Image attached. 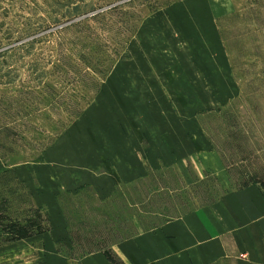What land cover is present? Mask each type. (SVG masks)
I'll return each instance as SVG.
<instances>
[{
	"label": "rangeland",
	"instance_id": "374dc122",
	"mask_svg": "<svg viewBox=\"0 0 264 264\" xmlns=\"http://www.w3.org/2000/svg\"><path fill=\"white\" fill-rule=\"evenodd\" d=\"M158 10L184 15L177 25L164 22L168 38H191L184 55L174 53L173 69L190 60L192 67L203 68L208 46L219 59L211 64L226 60L224 75L208 78L207 95L199 91V78L191 77V66L161 76L174 96L172 105L175 100L185 117L191 112L192 141L181 142L172 106L164 103L162 92L153 101L157 111L176 119L173 144L188 158L121 186L103 203L88 183L87 165L72 166L77 155L65 143L67 134L97 101L115 68L123 64L134 73L137 62L142 67L141 57H135L141 53L138 30ZM41 166L83 180L75 183L76 191L67 184L59 189V181L57 188L56 180L52 184L68 217L69 235H76L59 241V252L74 260L86 255L78 237L97 234V243L90 245L96 248L104 234L119 240L247 185L264 190V0H0V215L24 226L38 221L39 211L44 231L8 241L11 234L0 228V264H46L52 222L47 209L35 203L40 189L34 172ZM22 172L33 176L30 185Z\"/></svg>",
	"mask_w": 264,
	"mask_h": 264
},
{
	"label": "crops",
	"instance_id": "0c3cea01",
	"mask_svg": "<svg viewBox=\"0 0 264 264\" xmlns=\"http://www.w3.org/2000/svg\"><path fill=\"white\" fill-rule=\"evenodd\" d=\"M183 16L180 10L176 13L158 10L147 15L138 30L141 53L135 55L141 57L142 67L137 62L134 73L133 69L121 67L123 64L115 68L97 101L68 131L65 143H69L77 155V158L71 157L72 166L74 162L87 165L88 183L100 202L110 201L121 186L138 183L151 173L180 165L183 158H188L189 153H182L173 144L177 143L176 119L161 114L156 110L159 104H153L162 92L164 103L172 106L181 124L179 141H192L189 134L191 112L185 117L175 100L172 105L174 96L166 81L161 80V76L174 74L171 69L183 72L192 67L190 60L188 66L173 69L172 62L178 59L174 53L179 50L184 55L191 38H168L170 31L164 25L170 20L177 25ZM188 29L190 33L191 28ZM214 44L212 41L211 46ZM213 49L205 47L204 54L209 56V61L203 68L192 67L195 72L191 73L192 78H199L203 86L199 91L206 95L211 92L208 78L224 75L225 71L226 60L222 57L220 66L211 64L219 62L217 56L212 57ZM168 66L171 68L167 69ZM215 71L221 72L216 74ZM229 90L223 87V91L228 93ZM49 169L41 166L34 172L40 189L35 203L47 209L52 222L46 264H113L103 250L87 253L80 260L69 259L59 252L58 242L67 241L71 234L67 230L68 217L62 209V201L52 186L53 180L57 188L59 181V189H67V184L72 191H76L75 183L83 180L59 168ZM23 177L30 185L33 176L23 173ZM111 243L123 264H264V190L258 185H247L154 230L133 233Z\"/></svg>",
	"mask_w": 264,
	"mask_h": 264
},
{
	"label": "trees",
	"instance_id": "16d2710c",
	"mask_svg": "<svg viewBox=\"0 0 264 264\" xmlns=\"http://www.w3.org/2000/svg\"><path fill=\"white\" fill-rule=\"evenodd\" d=\"M138 204V203H136ZM37 218L38 221H32L31 219L27 221V225L21 226L22 224H18L14 221H10V219H8V217H1L0 215V228L3 229V231H5V233L7 234H11L10 237L7 238L8 241H15V240H22V239H26L29 237H33L37 234L43 233L44 231L42 230V227L40 225V218H41V214L39 213V211L37 212ZM10 221L11 223H5V221ZM71 235L76 236L74 234L71 233ZM96 236L97 234H94L92 237L84 239V238H79V241L81 242V247L83 249V254H87L96 250H103L105 251L107 257L110 259V261L113 264H123V262L119 259V257L114 253V251L109 248V250H107V245L109 242V234H104V238H103V243L100 244L98 247L96 248H90V245L97 243L96 241ZM124 237H128L130 235H123ZM123 236L120 237L123 238Z\"/></svg>",
	"mask_w": 264,
	"mask_h": 264
}]
</instances>
